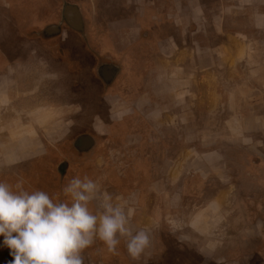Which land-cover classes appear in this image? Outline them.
Instances as JSON below:
<instances>
[{
  "label": "crops",
  "instance_id": "0c3cea01",
  "mask_svg": "<svg viewBox=\"0 0 264 264\" xmlns=\"http://www.w3.org/2000/svg\"><path fill=\"white\" fill-rule=\"evenodd\" d=\"M38 1L55 6V18L52 20L56 22L42 21L45 17H42L40 8L33 10L29 7L39 5ZM24 9H31L30 17L23 14ZM69 14L82 21L83 31L66 22ZM29 21L31 26L26 27ZM63 23L68 25L69 33H79L84 41L83 48L90 55L93 50L88 46V32L95 33L101 27L118 43L114 45L118 49L117 54L112 48H109V53L106 52L115 64H98L92 59L91 65H88L97 78V83L91 82L95 73L84 78L91 85V90L85 91L80 81H72L68 84L71 87L67 86L71 90L67 96L62 88L66 77H62L59 70L62 62H67L65 45L61 41ZM21 28L26 30L20 31ZM120 39L121 42L118 41ZM18 45L23 48H18ZM117 62L121 64V69ZM69 66L74 73L78 71L77 67ZM212 80L216 82L212 84ZM62 96L65 98L62 99ZM63 100L75 103L72 114L62 107L59 108L65 112L58 111L54 102L58 101L57 105H60ZM94 103L99 108L93 112ZM153 107L155 116L170 117L172 120L171 134H177L170 145L156 141L157 134L166 131L161 122L153 127L143 121L142 117H148ZM0 111L11 115L17 111L11 123L4 122L5 115L0 112L1 150L29 146L34 136L40 138L42 134L55 133L53 129L62 126L66 134L71 132L74 136L85 138H90L91 134L96 139L95 156L91 161L99 167L107 165L109 160L108 152L101 150L113 149L117 141L112 139V144L108 141L105 144L103 140H98L96 133L99 129H107L104 123L115 127L112 132L114 138L115 134H124L122 143L117 147L126 153L134 148L126 144V139L140 133H143V142L139 150L143 152L147 147L160 151L179 148V130L173 127V124L178 126V117L193 118L185 120L186 124L189 121V127L180 128L181 132L192 134L197 133L199 128L196 125L200 120L204 122L208 115L227 114L224 121L227 135L223 137L220 131L219 141H202V147L208 149L205 156L217 155L220 147L227 144H239L237 137L256 134V137L264 138V0H0ZM99 119L104 122L103 125L95 124L91 130L85 125ZM233 121L238 123L237 130ZM148 132H153L156 140ZM202 133L204 135L205 129ZM148 140L156 141V144L151 145ZM182 143H186L181 147L189 153L187 159L181 162L187 166L181 174V181L189 178L187 184L192 179L188 173L192 168L193 154L200 146L191 141ZM260 143V146L254 145L251 149L261 150L264 154V142ZM125 155L117 161L131 163L125 169V177L120 178L117 171L120 163H116L114 169H108L107 176H113L109 179L111 182L103 183L100 177L94 180L100 183L103 191L113 196L114 202L125 203L133 209L130 227L134 221L160 242L161 234L156 228L159 226L157 214L165 204L162 201L158 205L157 198L163 200L167 196L161 189L164 174L169 177L171 187L179 181L178 172L173 173L179 161L175 156L163 160L157 155L154 158L141 155L129 162L132 157ZM164 162L170 166L165 173ZM71 165L73 172L70 173L74 176L65 177V181L74 177L83 178L76 162ZM218 166L222 165L218 163ZM203 171H206L205 168ZM219 172L207 170L202 176L208 179V186L212 181L217 182L216 192L211 195L212 198L205 197L198 208H193L190 221L192 232L185 234L188 238L186 244L198 255L194 260L204 254L207 264H214L212 261L233 264L234 260H240L236 257L241 241L250 240L251 231L259 226L258 221L252 223L246 227L244 235H232L234 233L227 231L225 218L230 209L224 201L233 197L236 190L223 197L219 183L227 180L228 172L223 174L221 169ZM136 177L141 188L137 202L132 204L128 197L133 187L126 192L118 184L129 186ZM229 182L232 184V181ZM233 186L236 188V183L230 188ZM175 192L177 194V190H171V198ZM201 195L205 196L204 193ZM54 198L66 199L63 191ZM97 208V202H93V210ZM151 209L154 212L153 221L147 215L146 219H140L142 212L148 214ZM248 212L254 211L249 209ZM147 221L151 224L148 225ZM125 241H120L113 253L108 251L103 241L96 239L83 253L85 264H109L123 259L125 254H129ZM176 245L184 246L179 242ZM158 250L161 251V248ZM260 256L257 254L251 260L255 258V262L261 264L264 260ZM158 258L160 256L156 253L155 259ZM183 261H189L188 256ZM0 263L3 260L1 262L0 259Z\"/></svg>",
  "mask_w": 264,
  "mask_h": 264
},
{
  "label": "flooded vegetation",
  "instance_id": "af4514ba",
  "mask_svg": "<svg viewBox=\"0 0 264 264\" xmlns=\"http://www.w3.org/2000/svg\"><path fill=\"white\" fill-rule=\"evenodd\" d=\"M69 15H70V18L68 17L69 20L66 19V20H68L66 22L68 24H70L72 27H75L76 29L83 31L84 27H83L82 21L80 22L77 18L71 16V14H69ZM54 103H56L55 105H56L58 111L61 110L63 112H65V111L68 113L71 112V114H72V112L75 110V109H73V104H75V103L70 104L67 101L65 103L60 102V105H57L58 101L54 102ZM94 104L92 106L93 112L98 110V108H99L98 105L96 106V103H94ZM59 107L64 108L65 111L63 109H60ZM152 109L153 110H149V111L152 112L155 110L154 107ZM0 112L4 113L5 116H4L3 121L6 123H11L15 119L16 114H17V111H13V115H11L10 113L9 114L6 113V111H0ZM152 113H150L148 117L143 116L142 117L144 119L143 121L147 122L148 125L152 124L153 127H155L156 124L160 125V122H161L162 123L161 125L166 129V131L163 132L162 134L158 133L157 134V140H156V138L154 136L155 134L153 132L152 133L148 132V134L149 135L152 134V138H155L154 140H156L158 142H160V140H161V141H163L164 144L165 143L171 144L168 142V140H164V139H168L169 137L174 142L175 140H173V138H174V135L177 134V132L176 133L173 132V134H171L172 131H170V127L172 126L171 125L172 120L170 119V117L160 118V117H158V115L155 116V114L154 113L152 114ZM227 117H228L227 114H226V116L225 115L218 116V115H212L211 114L205 118L204 122H202V120H200V122H198V125H196V127L198 126V128H199V130L197 131L198 141H191V143H196L197 145L200 146V149L196 148L195 153L193 154L194 159H192L193 160L192 161V167L196 166L198 169L201 170V172L204 170V168L206 171L207 170L208 171L209 170L214 171V169H215L218 174H220L219 169L223 170V174H226V171L228 172L226 174V176L228 177L227 180L225 182L219 183L221 188H222V195L224 197L226 195H228V193L230 191H233V189L236 190V193H238V191H239L237 185H236V188H235V186H233V188H230V186L233 183H235L233 180L235 178V177H233L234 176L233 173L238 174V172H239V167L237 166L238 164L245 165L247 167V172L249 171L247 173V175L249 177L255 176V181H258V177H256V175H258V174L251 173V171H253V167L254 166L255 167L262 166L264 169V157H263L264 154L261 153V150L259 151L256 149H251V147L254 145L256 147L260 146L261 141L264 142V138L260 139V138H258V136L257 137L255 136L256 134H250V135L247 134V135H245L246 137H242L243 139L240 137H237L238 139H236V142H238L239 144H234V145L227 144V146L220 147V149L217 152L218 153L217 155L205 156L206 155L205 151H207L208 149L202 147V141H208V139H211V141H213V140L219 141L220 138H218V133L220 131H222L221 133L224 135L223 137H225L227 135L228 131H226V128L224 126V121ZM221 118H223V119L220 122ZM177 119H179V124H178V126L173 124V127H176L177 129H175V130H177V131L179 130L178 132L180 133L181 127L186 128L187 125L189 127V121L186 124L185 120H191L193 118L192 117H190V118L178 117ZM199 119H201V117ZM216 119H218V124L220 122L219 126H218V124L213 122V120H216ZM121 121L122 120H119V122H121ZM109 122H111V121H109ZM233 122H234V129L237 130L238 123L236 121H233ZM107 126H108V128H110L109 131L111 132V135H112L113 134L112 132H114L115 127L112 124L107 125ZM53 128H55V127L53 126ZM58 129L59 128H55L53 130H56V132H59L60 130H64L65 128L62 127L61 129H59V130ZM147 129H148V127H147ZM203 129H205L204 135L202 133ZM148 134L145 133V135H148ZM200 134H201V136H200ZM115 135L118 137H121L124 134L119 133V134H115ZM139 135H143V133H140ZM41 137L43 138L42 140H41ZM41 137L39 138L36 135L33 138H31L29 141V144H28L29 146L25 145L24 147H19V148L14 146V147H12V149H2V150L0 149V180L6 181V182H9L12 184H15L17 181L22 180V181H24V186L26 188L29 189L31 187L32 189H35L37 186H36V178H34V175H35L36 171H38V169L41 167L43 168L47 162L53 161L54 156L56 155V153L54 152L55 149H57V150L60 149L59 150V152H60L61 150L64 151L66 148H70V150L73 149L75 151V154H77L76 156L73 154V157L70 156L69 158H67V157L61 158L60 157L58 164L59 165L62 164L64 167L66 166L65 168L68 167L66 175H65V177H67V178H69L70 175H73L72 173H68V171H69V166L71 165V163L73 161H75L77 166H78V170H80L81 176H83V177L88 176L92 179H96V178L100 177L101 181H103V183H109V182H111V181H109V179H112L113 176H110V175L107 176L108 169H110V168L114 169L116 167V163L123 164L121 162H114V159H112L110 154H108L109 160L107 161V165H104L103 167H99V166H97V164L93 163L91 161V159L95 156V154H94L95 150L94 149H95L96 139L94 137H91V136H90V138H87V137L85 138L82 135L74 136L71 132H69V133L65 134L64 137H62V140H59L58 143L53 144V145H50L49 141L47 140L46 134H42ZM156 141L153 142V141L148 140V142L151 145L156 144ZM110 143H111V141H110ZM120 143H122V142H117V144H120ZM183 144L186 145V143H179V148L170 149L172 151H171L169 156H165V157L163 156V152H165L163 150H166V148L161 150L160 155H159L163 158V160L169 159L171 156H175L178 159L179 165H178V167L176 166L175 169L173 170L174 174L178 172V179H180L179 175H181L182 172L185 171V169L187 170V166L181 164V162H183L187 159L188 154H189L186 148L181 147ZM158 150H160V149H158ZM226 150H230L231 154L243 152L246 155L243 159L241 158V162L238 163L234 160L237 156L231 155L230 160H228L226 158ZM130 152L131 151L126 153L125 151H123V156L125 154H127V155H125L126 157H133V155H131ZM145 152H146V150L143 152V154ZM263 153H264V151H263ZM137 154H138V157L141 156L139 153H137ZM180 154H182V155H180ZM61 155H62V153H61ZM240 155H242V154H240ZM159 156H157V157H159ZM153 157H155V156H153ZM135 158H137V157H135ZM44 159H46L47 161L43 165L42 162L44 161ZM35 163H38L36 165V167H34V165H33L31 168L30 166L32 164H35ZM218 163L221 164L222 166L219 167ZM85 164H86V166L84 169ZM26 165L28 167H26ZM224 167H226V168H224ZM169 168H170V166L168 164H165V162H164L163 169L170 170ZM117 171H118V174H120L118 168H117ZM58 175L60 177V180H61V178L65 180L63 173L60 172L59 170H58ZM122 177H125V172L122 175L120 174V178H122ZM163 178L165 181L169 182V185H171L169 177L167 175L164 174ZM181 178H182V176H181ZM188 179L189 178H187V180L182 182L181 185H180L179 181H177L174 185H172V188L174 189V191H176L178 189V186H180V188H179L180 193L176 194V192H175L173 194V198H171V203L173 204L175 201L177 202V200H179V202L181 201L180 205H175V206L172 205L170 207L163 205L164 207H162V208H161V206H158V208L160 207L161 209L159 208L160 212L157 214V218H158L157 220L159 223L158 224L159 228L157 227V230L161 234V239H160L161 241L159 242V244H160L159 248H161V251L164 252L165 255H167L171 261H173L175 259L176 254H181L182 256H184L182 258L184 260H186V257L188 256L189 261H186V264H194L195 252H194L193 248L188 250V249H186L185 246H181V245L177 246L176 245L177 241H180L179 243H181V244H182V242L179 239L176 241L174 240L175 230L173 228H171V230H167V231L164 229L168 227L169 223H171L172 219L175 217H176V221L180 223L182 220V218L180 219V214L186 213V216L183 214L184 220L182 221V223H183L182 228L178 229L177 231L184 233V234H187L188 232L191 233L192 229L190 228L191 227L190 221H191V216H192L194 209L187 208L186 205L183 204V202H185L186 198H188L189 205H193V203H195L197 201L196 199H193L195 197V195H193L192 191L193 192L195 191V190H193V188L195 186L192 184V182L201 181L204 183V187L201 188V191H202L201 194L204 193V195H205L208 192L207 193L208 196H206V195L203 196L200 193L197 195V198L200 199L202 202H203V199L205 197H211L212 198L211 195H213L216 192V190H214V189L216 188L215 183L217 184V182H213V181H212V183L210 182V184H209V186L211 187L210 188L207 184L208 179L206 180L203 177L201 179H197V178L192 177V179L190 180V184L189 183L186 184V181H188ZM250 180H252V178H250ZM229 181H232L231 182L232 184H230ZM211 184H213V185H211ZM234 196L235 195L233 194V197L231 196L230 199L234 198ZM157 200H158V205L160 203H162V201H163V200H160L159 198H157ZM163 203H164V201H163ZM200 205H201L200 203L196 204V208H198ZM152 210L153 209H151L150 210L151 212H149L148 214L142 212V214H140V218L144 220V219H146V215H147L153 221L154 220V212ZM253 211L257 212V208L253 209ZM147 222H148V224H151L150 221H147ZM130 229H131V227H130ZM139 231H140V228H139ZM133 233H135V232H133ZM2 239L3 238L0 237V241H2ZM179 247L181 248L180 251H179ZM195 251L199 252L198 250H195ZM204 257H205V255L203 254L201 256V259L198 260L197 262L199 264H207L204 261ZM0 259H1V262L3 260V263H0V264H9V261L13 260V257L10 255V250L7 247L0 248Z\"/></svg>",
  "mask_w": 264,
  "mask_h": 264
},
{
  "label": "rangeland",
  "instance_id": "374dc122",
  "mask_svg": "<svg viewBox=\"0 0 264 264\" xmlns=\"http://www.w3.org/2000/svg\"><path fill=\"white\" fill-rule=\"evenodd\" d=\"M29 7L33 10H37L38 8H40L39 10H40L41 14L43 15L42 17H45L42 21H47V23L56 22L55 20H52L53 18H55L54 12H53V9H55V6H50L46 1L44 4H43V1H42V3L40 1L39 5H29ZM31 9H29V10L24 9L23 14L25 16L30 17V15L32 14ZM29 26H31V21H29L26 25V27H29ZM67 28H68V25L66 23L65 24L63 23L61 25V30L63 31L61 41L65 45L64 56H65V58H66L65 60H67V62L66 63L62 62L61 68H59V70L61 72V76L66 77V79H65L66 83H65V85L62 86V88L64 89L63 94L65 96L70 94L71 90L68 89L67 86L71 87L68 84H71L72 81H76V82L80 81V84H81V86H83L85 91L91 90V88H92L91 85L89 86V84L86 81H84V78L89 77L92 74L94 75V73H95V72L92 73V70L89 67L91 65L90 63H92L91 60L93 59L94 61L98 62V64L100 62H102L104 64L109 63L107 65L115 64L116 62L111 58L110 55H107V54L109 53L108 52L109 48H112V50L115 52V54H117V52H118V49H116V47L114 46V45H118V43L116 42L117 39L111 35H108V33H106L104 31V29L101 27L95 33H89L88 32V34L90 36V37H88V46L90 48H92V50H93V52L91 53L92 55L87 53L85 51V49L83 48L84 41H83L81 36L79 37V35H78L79 33H76V34H73V32L69 33L67 31L68 30ZM24 30H26V29L25 28L20 29V31H24ZM119 36H121V34H119ZM118 41L121 42V39ZM18 48H23V47L18 45ZM106 52H108V53L106 54ZM117 64H118L119 68L121 69V64L118 62H117ZM69 65L77 67L78 71H76L74 73V71L70 69ZM116 68L118 70V67H116ZM85 80H89V79H85ZM91 82L97 83L96 73L92 77ZM215 82L216 81L212 80V84H214ZM61 98L64 99L65 97L62 96ZM56 100H61V99H56ZM63 102L65 103L66 100H63ZM88 106H89V104H88ZM222 119L223 118L220 119V122ZM86 122H88V121H86ZM213 122L218 124V119L213 120ZM220 122H219L218 126L220 125ZM103 123L99 119V121H96V122L94 120H92L91 122L89 121L85 125L88 126L87 128H89L91 130V129H93L95 124L103 125ZM103 126H104V128H107V129H102V128L99 129V132L96 133V134H98L97 135L98 140L99 141L103 140L104 141L103 143H105L107 141L110 142L112 139H116L117 141H116V145H114L116 147H114L113 149L109 150V149L104 148L101 151L102 152H108V154H110L112 159H114V162L121 161L123 158V151L121 150V148L119 149L117 147V146H120V144H121L120 143L117 145V142H122L123 136L118 137L115 135V138H114V136L111 135V132L109 133L110 128H108L106 123H104ZM61 128L62 127H60L59 129H61ZM65 134L66 133L64 130H60L59 132H55V133L50 132L49 134L47 133L46 135H47V140L49 141L50 145H53V144L58 143L59 140H62V137H64ZM184 134L182 132L179 133V138H178L179 143H182L185 141H198L197 133H192V134L184 133ZM89 136H91V134H89ZM110 136L111 137L113 136V137L111 138ZM200 136H201V134H200ZM164 140H168L169 143H170V141H172L170 139V137L168 139H164ZM173 140H174V138H173ZM142 142H143V138H141V135H139V134H135L134 137H130L129 139H126V144L134 147L133 150L131 151V155H133V157H132V160H130L129 162L133 161L135 159V157H138L137 153H139L140 155H143L144 157H147V156L153 157L154 155H157V156L160 155V150H155L154 148L152 149L149 147L144 149V151L146 150V152L143 154V150H139V146L141 145ZM105 144H107V143H105ZM109 144H112V143H109ZM59 150H57V149L54 150L56 155L54 156V159L52 162L46 163L47 160L44 159L42 164L44 165L46 163V165L43 168L42 167L39 168L38 171H36V173L34 175V178H36V186H37L35 189H42V190L48 192L53 198L56 195H58L59 192H62L63 187L70 180V179H68L67 181H65L62 178L60 180V177L58 175V170L60 172H62L63 176L65 177L67 169H68V167L65 168L66 166L64 167L62 164H60V165L58 164L60 157L61 158H64V157L69 158L70 156L73 157V154L75 156L77 155V154H75V151L73 149L70 150V148H66L64 151L61 150L60 152H59ZM141 151H142V153H141ZM163 151H165V152H163V156L165 157V156H169L172 150H170V148H168V149L163 150ZM61 153H62V155H61ZM240 154H242V155H240ZM180 155H182V154H180ZM231 155L237 156L234 160L239 163V162H241V158L243 159L246 154L243 152L231 154L230 150H226V158L228 160L231 159ZM263 157H264V155H263ZM37 164L38 163L32 164L30 167L32 168L33 165H34V167H36ZM126 164L130 165L131 163H126ZM126 164H120V166L118 168L119 173L121 175L125 172V169L129 167ZM237 166L239 167V172H238V174L233 173V175H234L233 177L236 178V180H235V178L233 180L236 183L239 191H238V193L235 194L236 197L234 196V198H231V199L228 198L227 200L224 201L226 203V207L230 209V211L226 213V218H225L226 229H227V231L234 233L232 235H235V234H239V235L243 234L244 235V230L246 229L247 226H250L252 223H255L258 221L259 227H257L255 229V231H253V232L251 231V233H250L251 239L250 240L241 241L242 243H241L240 247H238V249L240 248V251H238V255L236 257L237 259L240 257V260H237V261L234 260L231 263H233V264H253L256 259L254 258L251 260V258L256 257L257 254H259V256L261 255L260 257H262V259L264 260V169L262 166H259V167L254 166L253 167V171H251V173L258 174V175H256V177H258V181H255V176L249 177L247 175V173L249 171L247 172V167L245 165L238 164ZM26 167H28V166L26 165ZM70 172H73L72 171V165L69 166L68 173H70ZM164 173H165V169H164ZM204 173H207V171L201 172L200 169H198L196 166H194L191 168L190 173H188L189 174L188 176H191V177L197 178V179H201L202 176H204L203 175ZM71 176L72 175H70L69 178H71ZM179 176H180L179 183L181 185V183H182L181 175H179ZM237 178H239V179H237ZM250 178H252V180H250ZM137 179H139V178L136 177V180L133 179L135 182H131V184L129 186L127 184H125V186H123L122 184H118V186L120 187V189L122 191L124 190L127 192L132 187H133L132 190H137L136 192L129 190L131 192V195H130V197H128V200L132 204L137 202L136 199L138 198L139 189L141 188V185H139V180H137ZM189 184H190V182H189ZM192 184L195 186L193 188V190H195V191L194 192L192 191L193 195H195V197L193 199H196L197 201L195 203H193V205H189L188 198H186L185 202H183V204H185L186 207L189 209L196 208V204L202 203V201L197 198V195L199 193L201 194V192H202L201 188L204 187V183L201 181L192 182ZM211 185H213V184H211ZM30 188H29V190H34V189H32V188L30 189ZM179 188H180V186H178V189H177L178 194L180 193ZM161 189L164 192V194H167V196H165L163 199L165 205H167L169 207L172 205L173 206L180 205L181 201L179 202V200H177V202L175 201L173 204L171 203V190L174 191V189L172 187L170 188L168 181L163 180V188H161ZM158 190H160V189H158ZM221 190H222V188H221ZM256 208H257V212H248L249 209L253 210ZM183 214L186 216V213H183ZM183 214H180V219L182 218L180 223L176 221V217H175L172 219L171 223H169L168 227L165 228L164 230L167 231V230H171V228H173L175 230L174 240L175 241L178 239L181 240L182 244L188 250H190V249H192V247L190 245L186 244V241L188 238L185 236L184 233L177 231L178 229L182 228V224H183L182 221L184 220ZM131 224H132L131 225L132 232L139 231V228H140V230H144L138 226V223H135L134 221H132ZM230 226L231 227L233 226L232 229L229 228ZM147 234L149 237V243L147 244V246L144 248V250L141 252V254L138 257L133 258L130 254H128V255L125 254V256H124V258L126 257L125 259L120 258L118 260H113L109 264H186V261H183V259H182L184 256H182L181 254H176L175 259L173 261H171L169 259V257L167 255H165L164 252L158 250L159 248H157V247L160 246V244L158 245L159 240L157 242V241H155V237L153 235H151L150 233H147ZM119 239H120V241L123 242L125 239L127 241L128 238L127 237H120ZM177 242H180V241H177ZM180 250H181V248L179 247V251ZM127 251L128 250H126V252ZM156 253L159 254V256H160V258H158L157 260L155 259ZM197 256L198 255L195 253L194 259ZM227 257H228V255H227ZM128 259H129V261H128ZM199 259H201V258L198 257L195 260L194 264H199L197 262ZM258 261L260 262V260H258ZM212 262L214 264H218V263H215L214 261H212ZM257 263L258 262H255V264H257ZM261 264H264V261H262Z\"/></svg>",
  "mask_w": 264,
  "mask_h": 264
},
{
  "label": "clouds",
  "instance_id": "9594fccd",
  "mask_svg": "<svg viewBox=\"0 0 264 264\" xmlns=\"http://www.w3.org/2000/svg\"><path fill=\"white\" fill-rule=\"evenodd\" d=\"M62 191L66 199H55L27 189L22 180H0V248L10 250L9 264H85L83 253L96 239L115 253L120 237L128 238V252L136 258L149 243L144 230L129 227L133 209L114 202L97 180L74 177Z\"/></svg>",
  "mask_w": 264,
  "mask_h": 264
}]
</instances>
